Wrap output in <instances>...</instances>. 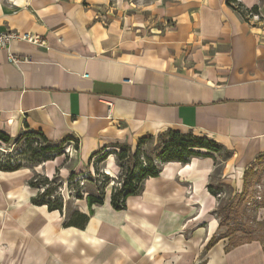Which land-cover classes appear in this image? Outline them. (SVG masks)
Returning <instances> with one entry per match:
<instances>
[{
	"label": "crops",
	"instance_id": "1",
	"mask_svg": "<svg viewBox=\"0 0 264 264\" xmlns=\"http://www.w3.org/2000/svg\"><path fill=\"white\" fill-rule=\"evenodd\" d=\"M240 1L260 19L246 22L227 0H0V32L46 41L0 50V132L78 141V169L147 135L193 133L230 153L223 178L236 166L240 191L264 155V0ZM216 165L167 163L125 210L110 197L94 207L84 230L32 203L43 166L0 171V264H264L260 241L205 251L219 232Z\"/></svg>",
	"mask_w": 264,
	"mask_h": 264
},
{
	"label": "trees",
	"instance_id": "2",
	"mask_svg": "<svg viewBox=\"0 0 264 264\" xmlns=\"http://www.w3.org/2000/svg\"><path fill=\"white\" fill-rule=\"evenodd\" d=\"M227 5L234 9L246 22L251 20V15H259L257 7L248 9L240 0H227ZM36 137L42 139L45 144L43 143L39 145L38 142H34L32 139ZM23 141H25V144L23 148L20 149L19 153L24 159L14 158L11 154L12 152L7 153L4 158L2 154L0 156V171H18L25 168L24 163H27V161L32 162L33 164L36 163L37 165L45 164L50 162L53 156H57L58 151H62V149L68 145L66 144L67 142H65V144L54 145L48 141L41 132L24 133L18 137L17 144ZM0 142L4 145H10L12 140L8 135L0 132ZM34 143H36L35 146H33ZM74 143L78 150L79 142L76 141ZM154 143L157 144L155 148L148 153L145 151L143 152L144 147ZM62 145H65V147L60 148ZM222 149V146L207 137L196 136L193 133L183 134L174 130H169L158 136L147 135L141 138L137 143L135 151H133L132 147L128 145L120 146L118 150L111 152L123 171V174L119 178V185L116 187L114 186L112 189L110 196L112 208L115 211L125 210L127 208L128 198L140 195L144 190V182L147 179L158 177L165 164L172 162L187 164L194 157H212L213 154H218ZM107 154H109V152L95 154L89 160L88 165L91 164L93 159L99 157V159L102 160L101 156ZM261 160H264V155L259 157L257 162ZM253 172V167H250L245 171L243 175V190L237 196L239 198L236 202L237 204H234L233 202H228L226 204L219 203L215 214L219 219L220 233L218 235L216 234L208 243L205 248L206 252L214 248L219 241L223 239L229 240L226 251H230L233 248L246 243L259 241V239L257 240L256 238H253L255 229L253 231L252 227H254L255 221H251L250 218H248V221L245 222L242 219L247 215L244 214V211H247V206H250L249 202L247 204L245 201V205H243L242 209V203L247 196V187L251 181ZM105 177L108 178L111 176L107 175ZM85 178L89 179L86 174H76L75 172H72L68 180L69 184L75 183L73 187L76 189L69 191V196L66 197L63 194H59L60 192L58 193V189L60 190L62 186L61 184L55 185V182L50 178L35 174L29 182V187L36 192L31 201L36 206H47L50 212L59 211L65 216L64 227H76L84 230L90 217L94 214L93 208L103 206L106 200L105 186L103 183L98 187L97 194H86L83 191V183L81 186H78V184H80ZM90 180H92L91 177ZM71 187L72 186H70V188ZM208 190L213 196H216L219 199L221 198L222 190L218 186L210 183ZM71 198L80 201L86 200L90 210L89 215L83 214L79 209L73 211L71 214L68 213L64 207L66 206L65 203L69 202ZM240 201L241 205H239ZM258 204H260L259 206L256 205L258 208H264L263 197ZM250 222L252 224H248ZM258 224L264 225V222H259ZM249 225H252V227ZM224 229L225 232L221 233Z\"/></svg>",
	"mask_w": 264,
	"mask_h": 264
},
{
	"label": "rangeland",
	"instance_id": "3",
	"mask_svg": "<svg viewBox=\"0 0 264 264\" xmlns=\"http://www.w3.org/2000/svg\"><path fill=\"white\" fill-rule=\"evenodd\" d=\"M34 142H38L39 145L43 144V140L40 139L39 137L33 138L32 139ZM18 138L15 141H12L10 145H4L3 143L0 142V156L3 154V158L6 156L7 153H11L12 156H14V158L17 159H24V157H21L22 155L19 153L20 149L23 148L25 141L20 142L19 144H17ZM45 144V143H44ZM36 143H34L33 146H35ZM156 143L152 144V145H148L147 147H144L143 152H150L153 148L156 147ZM47 146V145H46ZM59 147V146H58ZM65 147V145L60 146V148ZM66 148V147H65ZM133 151H135V148L132 149ZM205 152V151H203ZM74 152L71 150L68 154L65 153L64 149H62V151H58V155L57 156H53L50 162H55L56 168H55V173L54 175H52V177H50V179L52 181L55 182V185L57 184H61V188L60 190L58 189V193L59 194H65L66 197L69 196V191H73L74 188L73 186L74 184H69V177L70 174L72 172H75L76 174H86V176L89 179H84L81 181L80 184H78V186L83 183V191L86 194H97V189L100 186L101 183L104 184L105 186V193H106V198L111 196L112 193V189L115 186H118L119 184V178L120 176L123 174L122 168L120 167V164H118V162L116 161V158L113 154H111V152H109V154L107 155H102L101 159L95 158L92 160L91 164L88 165V162L86 164H84V166L79 167V169L77 168V161L75 159H73V155ZM9 156V155H8ZM111 156H113L112 158H110ZM212 156H216V169L214 171V174L212 176V181L211 184L218 186L222 192H221V198H218V206L219 203H223L226 204L228 202L230 203H234L237 204L236 202L239 200V198L237 197L243 190V187L241 188L240 191H238L236 189L237 186V181L240 178L241 173L239 172V170L236 168H232L231 171L230 169H227V174H230L229 177L227 178H223L224 176V170H225V166H226V162L227 160L230 158V153H228L226 150L222 149L218 154H213ZM25 168L27 169H31L35 172V170H37L39 168V170L41 169V167L43 166V164L41 165H37L36 163H32L27 161V163L25 162ZM46 164V163H45ZM45 168L43 166V171L40 174L43 177H46V175H44L45 172ZM65 169V170H64ZM98 169V170H97ZM107 169H111L112 174H109L111 177L106 178L105 176H107L108 173ZM253 174H252V178L251 181L247 187L248 192H247V196L244 198L243 203H242V209H243V205H245V201L249 202L250 206H247V211H244V214H247L246 217L242 218L245 222H247L248 218H250L251 221H255L254 223V227H252V225H249L252 227L253 231L255 229V232L253 233V238H256L257 240L259 239L260 242L263 243L264 246V225H259V222H264V217L260 214V210L263 208H258L257 206H259L260 204V197H263L264 200V160L258 161L257 163H255L253 165ZM37 174V173H35ZM124 176V175H123ZM90 177L92 178V180H90ZM243 185H244V180H242ZM70 186H72L70 188ZM33 194H35V192H32ZM68 200V198H67ZM221 200V201H220ZM65 207L64 209L67 210L68 213H72L75 210H78L82 203L80 202V200H75L73 198L70 199L69 202L65 203ZM241 205V201L240 204ZM257 205V206H256ZM218 208V207H217ZM216 218L217 215L215 214ZM220 224V223H219ZM248 224H252L251 222ZM225 232V229L223 231H221V233ZM220 233V231L217 233V235ZM241 236V235H238ZM209 252V251H208Z\"/></svg>",
	"mask_w": 264,
	"mask_h": 264
},
{
	"label": "built area",
	"instance_id": "4",
	"mask_svg": "<svg viewBox=\"0 0 264 264\" xmlns=\"http://www.w3.org/2000/svg\"><path fill=\"white\" fill-rule=\"evenodd\" d=\"M259 19H260L259 15L257 14L251 15V20L258 21ZM19 41L27 42V43L41 46V47H46V41L41 36H38L32 33H20V32L12 31V30L6 31V32H0V50L8 51L10 49V46L14 42H19ZM10 61L16 63L17 58L14 57L13 55H10ZM71 148L77 151L75 147V143L70 142L69 146L68 147L66 146V148H64L65 153L68 154L71 151ZM63 195L65 196L64 193ZM259 199L261 200V197Z\"/></svg>",
	"mask_w": 264,
	"mask_h": 264
},
{
	"label": "bare ground",
	"instance_id": "5",
	"mask_svg": "<svg viewBox=\"0 0 264 264\" xmlns=\"http://www.w3.org/2000/svg\"><path fill=\"white\" fill-rule=\"evenodd\" d=\"M107 170H108V171H107V172H108V173H107L108 175H109V174H112L111 169H107ZM0 205H1V204H0Z\"/></svg>",
	"mask_w": 264,
	"mask_h": 264
}]
</instances>
